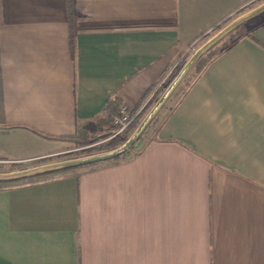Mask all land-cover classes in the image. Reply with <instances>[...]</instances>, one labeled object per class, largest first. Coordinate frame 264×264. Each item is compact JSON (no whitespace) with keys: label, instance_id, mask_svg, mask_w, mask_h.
<instances>
[{"label":"crops","instance_id":"crops-1","mask_svg":"<svg viewBox=\"0 0 264 264\" xmlns=\"http://www.w3.org/2000/svg\"><path fill=\"white\" fill-rule=\"evenodd\" d=\"M262 1L0 0V164L106 132L114 96L145 112ZM167 106L119 162L0 187V264H264V18Z\"/></svg>","mask_w":264,"mask_h":264},{"label":"water","instance_id":"water-1","mask_svg":"<svg viewBox=\"0 0 264 264\" xmlns=\"http://www.w3.org/2000/svg\"><path fill=\"white\" fill-rule=\"evenodd\" d=\"M263 13H264V3L233 20L231 23H229L227 26H225L223 29L217 32L213 37H211L207 42H205L203 45L198 47L189 57L187 62L184 64V66L180 69V71L175 76V78L169 83L166 89L161 93L158 100L148 110V112L142 118V120L140 121L136 129L133 131V133L118 148L98 154L63 160L50 164L39 165L13 172H0V182H13L28 178H34L37 176L74 169L90 164L107 162L122 156L123 154L128 152L133 146H135V144L140 140V138L142 137L144 132L148 129V127L151 125L155 117L165 107V105L170 100L172 95L180 87V85L187 78L190 72L194 69L195 65L199 62V60L210 50H212L215 46H217L227 36L233 33L241 25L250 21L251 19L256 18L257 16Z\"/></svg>","mask_w":264,"mask_h":264},{"label":"trees","instance_id":"trees-1","mask_svg":"<svg viewBox=\"0 0 264 264\" xmlns=\"http://www.w3.org/2000/svg\"><path fill=\"white\" fill-rule=\"evenodd\" d=\"M67 4H68V11H69V20H70V24H71V22L73 20V14H74V12H73L74 0H67ZM246 34H247V32H242L241 28L237 29L235 32L231 33L230 36L227 37L226 40L224 42H222V44L219 47L213 48L212 50H210L207 53V55H205L203 58H201L195 67L200 66L201 63L203 62V60L206 57H210V56L216 55L220 49L228 47L229 45L232 44L233 41H235V40H237L239 38H242ZM159 94H160V92H158V91L155 93L153 99L148 104V106L146 108V111L150 109V107L153 105V103L155 102V99L158 97ZM120 106H121V100L119 99V97L114 96V97L110 98L107 101V103H106V105L104 107V113L106 114V117L99 121L100 124L102 123V126L107 128V131L106 132L103 131V133H98L99 136L96 137L97 139L94 138V139H91L89 141H84V142H81L79 145L86 146V145L95 144L99 140L109 139V140H107L106 143H104V145H102V146H100V147H98L96 149L98 151H109V150H113V149H116L119 146H121L129 138V136L132 134V132L135 130V128L138 126V124L140 123L142 118L145 116L146 111L143 112L140 116H138L133 121L131 126L124 133H122V134H120V135H118L116 137H112V135H113L112 130L116 127L114 125V123H113L114 122V117L118 114V112L120 110ZM135 146H133L128 152H126L122 156L117 157L115 159H112V160H110L108 162H119L121 159L126 157L135 148ZM98 164H100V163H95V164H90V165H86V166H81V167H78V168L64 170V171H59V172H55V173H51V174H45V175L37 176V177H34V178H28V179L19 180V181L0 182V187L12 186V185H17V184L26 183V182H32V181H36V180H43V179H46V178H49V177H53V176L58 175V174L67 173V172H78V171H81V170H84V169H88V168L94 167V166H96Z\"/></svg>","mask_w":264,"mask_h":264},{"label":"rangeland","instance_id":"rangeland-1","mask_svg":"<svg viewBox=\"0 0 264 264\" xmlns=\"http://www.w3.org/2000/svg\"><path fill=\"white\" fill-rule=\"evenodd\" d=\"M262 3H264V0L260 3L251 5L250 7L244 9L243 11H241L239 14L236 15V17H234L233 19L229 20L228 22H226L224 25L220 26L218 29H216L215 33L213 35H211L208 38H205L203 40V42L198 46L200 47L201 45H203L205 42H207L211 37H213L217 32H219L221 29H223L225 26H227L229 23H231L233 20H235L236 18L240 17L241 15L249 12L250 10L254 9L255 7L261 5ZM264 18V13L257 16L254 19H251L250 21L244 23L243 25H241L239 28H241L242 32H248L250 27L253 25V23L256 21H259L260 19ZM237 28V29H239ZM236 29V30H237ZM235 30V31H236ZM234 31V32H235ZM230 36V35H229ZM227 36V37H229ZM226 37V38H227ZM226 38L224 40H222L218 45L222 44V42H224L226 40ZM217 45V46H218ZM197 47V48H198ZM216 47V46H215ZM214 47V48H215ZM206 55V54H205ZM204 55V56H205ZM203 56V57H204ZM202 57V58H203ZM189 59L186 58L184 60V62L182 63V65L180 67H178L176 69V71L172 74V76L170 77V80L161 88V93L166 89V87L169 85V83L175 78V76L178 74V72L180 71V69L184 66V64L187 62V60ZM193 71V70H192ZM192 71L190 72L189 75L192 74ZM188 75V76H189ZM186 80V79H185ZM184 80V81H185ZM183 81V82H184ZM182 85V84H181ZM180 85V86H181ZM180 88V87H179ZM179 88L175 91V93L172 95L171 99H175L178 97V93H179ZM161 93L158 95V97L155 99V102L158 100V98L160 97ZM169 100V101H170ZM168 101V102H169ZM154 102V103H155ZM168 102L165 105V107L161 110V112L155 117V119L153 120V122L151 123V125L148 127V129L144 132V134L142 135L141 139H143V136H146V134L150 133L151 131H153L156 127H158V125L162 122L163 119V115L167 113L168 111ZM153 103V104H154ZM153 106V105H152ZM151 106V107H152ZM150 107V108H151ZM148 112V111H147ZM139 125V124H138ZM136 129V128H135ZM114 130V129H113ZM112 130V133H113ZM133 133V132H132ZM99 134L97 133H90V134H86V135H81L79 138L73 140L72 142H69L67 147H65L63 150H61L59 152V154L56 155H52L50 157L38 160V161H33V162H29L26 164H22V163H17V164H0V172H13V171H17V170H22V169H26V168H31V167H35V166H39V165H44V164H50V163H55V162H59V161H63V160H68V159H73V158H79V157H83V156H88V155H93V154H98V153H102V152H106V151H98L96 148L104 145V143L107 142V140H99L97 141L95 144H91V145H86V146H81L79 145L81 142L84 141H89L91 139H97L96 137H98ZM111 139V138H110ZM140 139V140H141ZM138 143V142H137ZM136 143V144H137ZM135 144V145H136ZM85 170V169H84Z\"/></svg>","mask_w":264,"mask_h":264},{"label":"built area","instance_id":"built-area-1","mask_svg":"<svg viewBox=\"0 0 264 264\" xmlns=\"http://www.w3.org/2000/svg\"><path fill=\"white\" fill-rule=\"evenodd\" d=\"M142 110L133 111L127 106H121L118 114L114 117V125L116 126L113 130L112 137H116L124 133L133 123V121L142 114Z\"/></svg>","mask_w":264,"mask_h":264}]
</instances>
